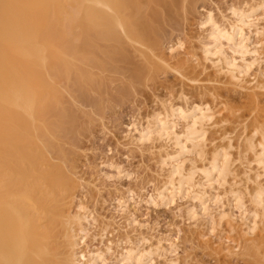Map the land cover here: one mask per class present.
I'll list each match as a JSON object with an SVG mask.
<instances>
[{
	"label": "bare ground",
	"instance_id": "6f19581e",
	"mask_svg": "<svg viewBox=\"0 0 264 264\" xmlns=\"http://www.w3.org/2000/svg\"><path fill=\"white\" fill-rule=\"evenodd\" d=\"M167 1L0 0V264L106 263L103 249L101 250L98 246L96 249L82 247V244H86L88 226L92 225L90 219L94 223L96 218L90 217L89 211L81 205H77L76 210L72 209L74 181L66 175L67 171L60 169L59 165L52 160L53 157L49 155L51 154L49 148L54 145L51 143V137L55 136V129H52L50 125L53 124L51 122L48 124L44 117L52 112L53 108L56 109L53 107L55 103L52 99L58 100L56 91L50 82L64 77L65 74V77L69 78L70 74L68 75L67 72L71 71V67L76 70L71 73H77L75 78L77 77L81 82L89 76L88 70L83 68L85 64L83 59L92 63L90 65L87 62L88 65L95 66L97 64L96 62L94 65L97 61L95 58H99L100 68H98L101 69L102 62L109 58L107 54H118V56L117 54L109 55L111 59L122 54L123 57L126 56L128 51L126 53L124 44L127 42L133 45L132 48L136 52L142 51L145 55L147 53L145 51H148L149 54L152 50L149 47V52L146 42L150 43L152 40V43L154 42V39L149 36V34H154V32L151 34V29H154V24L151 23H154L153 19L160 15L159 10L155 11L157 6L156 8L151 7L155 6V3L161 6L175 3V0ZM142 2L146 5L148 3L150 9H147L148 5H144L143 9ZM151 3L153 6H150ZM228 9L229 15L222 14L221 20L217 19L213 10H208L199 18L197 26L203 36L196 39L200 42L201 59L194 47H189L190 49L186 52L178 53L184 55H182L184 59L180 57L177 65L181 70L178 69L179 77L182 78L183 84L196 88L194 90L197 94L195 91L194 93L199 97L198 100H190L192 102L188 105L187 101L185 103L187 106L162 103L163 111L152 112L141 125L132 124L135 133H132L130 127L129 135L131 142L137 147L147 144L148 148L153 149L154 147V150L161 153L158 154L160 155L159 165L163 169L166 167V175L163 177L162 184L157 189L155 188V194H147V201L151 203L157 201V203L168 205L176 199L185 200L186 204L189 202L190 205H187V208L183 210L185 213H182L186 214L185 217L187 216L189 220H203L210 231L214 230L216 225L225 224L229 231L235 234L236 228L240 227L237 230L238 236H236L237 232L235 236L238 237L239 242L237 243L241 253L243 255L255 253L257 257L261 254L263 257L264 112L256 103L258 99L254 97L256 91L253 89L264 90V67L260 68L252 79H247V77L251 76L250 71L253 65L262 61L259 60L263 51L260 52L259 49L264 47V24L261 25V20H264V0L245 7L231 5ZM259 11L262 13L259 14ZM75 31H78L79 37ZM256 35L260 39L253 42L252 37ZM94 38L97 41H104L105 47H102L103 42L99 45ZM77 39L81 44L76 43ZM92 42L100 46L99 51L103 48L102 56H98L102 50L100 52L96 50ZM153 44L155 45V42ZM181 45H183L182 42L170 48V53H173L175 48L177 50L182 47ZM91 46L99 52L97 56ZM154 47L156 48L153 46L152 49ZM87 52L92 58L95 56L93 62H91L93 60L91 57L89 59ZM260 53L262 55L259 57ZM129 54L132 55L131 51ZM129 54L128 59L131 57ZM78 56L82 58L81 62L84 64L78 60L80 59ZM75 58H77L76 63L78 61L82 64L81 68L73 62ZM110 58L108 60L110 62L104 63L103 68L108 65L111 69L115 65L117 67L118 61ZM157 58L156 60L162 63H159L160 66L165 64L163 66L166 67L170 64L169 60L161 55ZM181 59L183 62H180ZM202 59L204 62L200 61ZM111 61L115 63L114 66ZM206 63H209V66ZM147 65L153 64L144 66L147 67ZM209 67L212 68L213 76L208 73ZM141 69H135V76L133 74L130 77H135V81L138 78L141 79ZM62 71H64L62 76L59 74L58 76L61 77L56 76L54 79L56 72ZM219 76L226 80L227 85L244 90L249 94L248 96L256 99L249 104L248 112H251L249 115H252L254 124L251 126L249 124L252 121L251 123L246 121L250 126V129H247V124H245L248 131L245 130L244 124H240L244 127L245 135L241 137L240 145L243 150L240 153L243 157L239 159L245 163L248 153L252 154L248 162L246 161L247 166L242 172L249 186L245 182L243 186L237 183V173L231 167L234 160L229 148H232L234 143L228 135L230 133H227L230 125L225 131V125L227 126L231 121L234 123L236 117L241 120L242 115H236L237 110L233 112L230 109L232 106L227 107V111L231 110L230 113L223 115V112L216 110L220 106H215V108L212 104L215 105L218 101L214 100L216 96L212 93L216 87L211 84L214 83L216 77L220 78ZM90 77H87L89 81L93 76ZM218 78L216 83H218ZM78 80L76 82L79 84ZM80 89L83 91V88ZM256 96L258 98V95ZM246 99L249 101L251 98ZM251 105H253L252 108ZM239 120L237 119L235 123H241ZM219 129L224 131L220 133V141L217 134L214 135ZM49 141L53 145L49 144ZM155 141L158 142L157 145L153 143ZM57 144L53 147L58 148L59 144ZM164 145H170L171 151ZM54 150L57 155L61 153V150L57 151L56 147ZM192 153L195 154L193 159L198 157L201 160L200 165L194 163L196 159L191 161L187 157V154ZM240 160L238 161L241 162ZM220 189L223 191L218 193L217 190ZM246 196H248V201H246ZM127 199L131 200L132 196L118 200L117 207H115L117 211L126 210ZM248 202L251 208L247 207ZM182 204L184 207L185 203ZM226 205L237 209L238 213H233V208L230 211ZM130 218V221H126V226L129 227L137 223L133 216ZM140 225L141 223L138 227ZM107 226L105 225L103 230ZM142 239L146 240L144 237ZM127 241H130L128 236ZM112 243L108 240L107 245L105 244V252L112 250ZM234 247L236 246L228 244L227 248L221 246L217 248L221 250L220 252L224 251L222 253L230 256L236 251L232 252ZM144 248L130 241L129 245H121L116 249L113 258L121 264H150L152 255L155 253L159 255L160 250L158 247Z\"/></svg>",
	"mask_w": 264,
	"mask_h": 264
},
{
	"label": "rangeland",
	"instance_id": "374dc122",
	"mask_svg": "<svg viewBox=\"0 0 264 264\" xmlns=\"http://www.w3.org/2000/svg\"><path fill=\"white\" fill-rule=\"evenodd\" d=\"M259 1L260 0H175V3H173V5L167 3V5L162 6L160 4L158 5L157 3H155V6H153V3H151L152 5L150 6H153L151 8H156L157 6V9L153 10L160 11V13L157 12L160 15L157 14L158 16L155 17L156 19H153L154 23L151 19V24H154V29H151V34L153 32L154 34H152L153 36L149 34V36L154 39L155 45L153 44L154 42L152 43L153 40H150V43L146 42V44L148 45L147 49L149 50L150 47V50H152L151 52L149 50L151 55H149L150 53L148 54V51L145 50L144 51L147 52L145 54L146 56L142 51L136 52V50L132 48L133 45L127 42L124 44L126 45V53L128 51V53L125 54L126 56L123 57L122 52H120L122 55H120L119 53L120 56H115L116 58H114L118 61L117 64L119 66L117 65L116 67L115 63L111 61L112 65H115L114 67H112L113 69H111L108 64V66H105L106 68H103V66L105 65L104 63L110 62L108 61L110 58L109 55L114 56L117 53H114V55L107 54L109 58L106 61L104 60L105 58L103 59L101 57L104 60L102 62L103 69H99V58H95L97 60L94 62V65L97 62L95 66H90L92 63L90 64L89 61H87L88 64H90L88 65L84 59L83 61L85 62V64L82 63V56L79 55L81 57L78 56L80 58L78 60H80V62L84 64L83 68L86 69V71L88 70L89 76L87 77H90V74H92L93 76H91L92 78L90 77V81L87 77H85L84 80L81 81L80 79L81 82H79L78 78H75V76H77V73H71V71L75 70L71 67V71L67 72L68 75L70 74L69 78L65 77L66 74L63 75L64 77H61L64 71L56 72L54 79L56 76L58 78H61L58 80L55 79L54 81H52L53 83L50 82L51 86L56 91L58 100L56 101L52 99V102L55 103L53 104V107H55L56 109L54 110L53 108L52 112L47 113L48 115H45L44 120L48 124H50V122L51 124H53L50 126L53 130L55 129V133H53L56 138L55 136L51 137V143H54V145L58 143L59 145H57L58 148L60 147L59 149L61 150V153H58L57 155L54 150L55 147L56 150L58 149L57 146L53 147L54 145L49 141V144L53 145L49 148V152L51 153L49 155L53 157L52 160H54L59 165L60 169H64L67 171L66 175H69L70 179L74 181V198L72 199L73 203L71 204L72 209L74 210L77 205H81L89 211L88 213L90 214V217L94 216L96 218V221L94 223L90 219L92 225L88 226V235L85 240L86 244H82V247H88L87 249H96L98 246L101 250L103 249L104 257L106 258V263L104 264H121L115 261V259L113 258L115 255V251L121 245H129L130 241L142 248H159L160 254H153L150 260V264H174L175 262H178L179 264H264V260H262L264 259V255L262 257L261 254H258L257 257V254L255 255L254 253L253 255L249 254V257L247 253H245L244 255L241 253L240 247H238L237 243L239 242L238 237H236L238 236L237 230H239L240 227L236 228V236V232L235 234L233 231V233H231L229 231V228L225 224L219 226L216 225L217 227L215 226V229L210 231L206 228L207 226L204 224L203 220L198 219L192 221L189 220L187 216L185 217L186 214H183L182 212H184V208H187V205H190L189 202H187L186 204L185 200L180 201L176 199L174 202L168 205H164L159 202L157 203V201L152 203L150 201H147V194H155V190L157 189V187L162 184L164 179L163 177L166 175V167H164L165 169H163L162 166L159 165L158 161L160 160V155L158 154L161 153L157 152V150H154V147L153 149L152 147L148 148L149 145L147 144H143L144 146L146 145L145 147L138 146V148L133 144V142H131V138L129 135L130 127L132 133H135L133 130L134 126H132V124H137L136 126H138V124L141 125L145 123L146 117L152 112L163 111L162 103L165 105L166 103H177L182 105L188 101V103H186L188 105L192 102H190V100H198L199 97L196 95L197 91L194 90L196 88H194L192 85L189 86L182 83V78L179 77L180 74L178 73L180 67L178 68L177 65L180 57L183 58V54L178 53L186 52L190 49L189 47H194L199 58H202L200 57L201 50L200 42L198 41V39L201 38L203 34L197 26L199 18H201L203 14H205L208 10H213L217 19L221 20L222 17L220 16L222 14L224 16L229 15V6L234 5L236 7H245L249 4L252 5ZM167 2H170V0H168ZM142 5L143 9L144 5H148L147 9H150L148 3L147 5L145 3H143ZM258 13L260 14L262 13V11H259ZM167 14L169 15V18ZM165 17H167L168 19H166ZM262 24H264V20H261V25ZM75 32L77 35L78 31ZM258 39H260V37L258 38L257 35L255 37H252V41L254 40L253 42L257 41ZM96 41L95 43L98 42L99 45H101L103 42L102 47L105 45V42L102 40H99L100 42ZM77 42L80 41L77 39L76 43ZM181 42L183 43V45H181L182 47H180L181 49L177 47V50L175 48L173 50V53H170V48L176 47ZM79 44H81V42L78 43V45ZM92 45L93 47L95 46L96 50L98 49L99 51L98 47L100 46L98 44H96L97 46L94 43ZM151 45L156 46V48L154 47V49H152L153 46ZM96 50L95 48L93 49L94 52H96ZM261 50L263 52H261ZM100 51V54L98 56H102L104 53L103 48L100 49ZM124 51L125 49L123 50V52ZM130 51L132 55L129 54ZM259 51L264 55V47L263 49L260 48ZM97 52L95 53L96 56ZM140 53H142V56L140 55ZM261 53L259 54V57L260 55H262ZM86 54L89 55L88 52ZM128 54L131 55L129 59L127 56ZM157 54L163 56V58L165 59L167 58V60H169L168 62L172 65L170 66L169 64L164 67L163 65L165 64H163L162 66H160V61L156 60L158 59ZM262 56L259 60L262 61L257 62L253 65L250 71V74L251 72L252 74L251 76L247 77V79H252L254 76H256L259 69H262L264 67V56ZM90 57L91 56L89 55V59ZM103 57H105V55ZM146 58L148 59L146 60ZM76 59L77 58H75L73 62H75ZM95 59L91 60V62H93ZM102 59H100V61H102ZM183 59H181L180 62ZM144 61L147 63H145ZM200 61L204 62L203 59ZM78 63L79 62L77 61L76 64L78 67H80V65L82 64ZM86 64L88 66H86ZM146 64L153 65H147L146 67L144 66ZM208 64L209 63H206V65ZM168 66L169 68H167ZM140 67H143V70ZM137 68L141 69L142 78H138L135 81V77H131L134 74L135 69L137 70ZM208 73L212 74L213 76L211 67L208 68ZM59 74L61 76H58ZM95 76L97 78H95ZM133 76H135V74ZM199 76L203 77L204 75ZM217 78L218 77L215 78L214 83H210L211 86L214 84L216 87L214 88L215 90H213L217 93L219 92L218 95L211 89L213 91L212 93H215V96L217 97H215L214 100L218 101H214L215 105L214 103H212L213 106H220L215 108L216 110H220L221 112H223V115L228 112L230 113V109H232L233 112L236 109L237 111H235V114L237 112L236 115H242V118H244L242 121V118L238 116L241 118V120H239V118L237 117L236 120L238 119L239 121H241V123L237 124L238 122L235 123V120L233 121L234 123H232L231 121L229 124H227V126L225 125V131L228 129L227 133H230L228 135L232 138V142L234 143L232 145V148H229L234 160L231 164V167H233L234 172L237 173L236 180L238 185L243 186V182H245V179L243 178L244 176L242 172H244L243 170L247 166L246 161L248 162V159L252 157V154L249 152L248 155L250 157H248L247 155V158H244L246 160L245 163H243L239 159V157H243L242 153H240L243 150L240 145L242 139L241 137L245 135V132H243L244 127L245 130L250 127L248 126L246 121H249V123H251L252 121V123L249 124L251 126L254 124V121L251 117L252 115H249L251 112L248 113L250 107L249 104H251V101L253 102V100L258 99V101L255 102L258 103L259 108L264 112V90L254 88L253 91L255 90L257 94L256 92H254V97H256V99H252V97L248 96L249 94L246 91L244 92V90H238L231 87L230 85H227L224 78H218V83H216ZM77 80L82 86L76 82ZM211 86L209 88H211ZM80 88H83V91ZM181 88H187L184 90L185 92L187 91V94H185L184 91L181 92V90H183ZM190 91L191 93L193 92V95H191ZM194 91L196 92V94L194 93ZM181 95L183 98L181 97ZM186 95H188L187 98H185ZM256 95H258V98ZM247 97L251 99L247 101ZM253 105H251V108ZM231 106L232 108L229 109L230 111H227ZM240 124H244V127H242ZM245 124H247V129ZM228 126L229 128H227ZM222 129L224 130V128ZM222 129H219L220 131L218 130V133L216 132L214 134L215 136L217 134V136L219 137V141L220 133L224 132L222 131ZM53 138L54 140H52ZM216 142H218V140H216ZM153 143L157 145L158 142L155 141ZM51 147L53 149H51ZM166 147V149H169V151H171L170 145H167ZM239 147H241V149ZM59 149L57 151H59ZM52 150H54V153L52 152ZM62 152L64 153L62 154ZM52 153L54 154V156H52ZM56 155L58 158L55 157ZM194 155L195 154L193 153L187 154V157H189L191 161L196 159L194 163L200 165V163L202 162L199 161L201 160H199L198 157H194L193 159L192 157ZM238 160H240L241 162H239ZM186 164H188V162H186ZM69 176L67 177L69 178ZM240 178L242 181L240 180ZM245 184L248 185L246 182ZM242 186L237 187L241 188ZM234 187H236V185ZM217 191L218 193H221L223 190L220 189ZM130 196H132L133 200L127 199L125 203L126 212L117 211L115 207H117L118 200L123 198L126 199ZM245 198L247 199L246 201L249 200L248 196H246ZM178 202L180 204H178ZM183 202L185 203L184 207H182L184 205L182 204ZM246 204L247 207L251 208L249 202ZM226 206H224L226 210L229 209L230 211L233 210L232 212H235V214L238 213L237 209L228 206L227 209ZM131 216L136 219L137 223H135V225L132 224L129 227L126 226V221H130ZM139 222L141 223V225L138 227V224H140ZM105 225L108 226L107 228H105V230H103ZM127 236L130 237V241H127ZM143 237L146 240H143ZM123 238L126 239L124 240ZM118 239L121 240L118 241ZM108 240H111V242H113V251L110 250L108 252H105L104 248L107 245ZM202 240L204 241L202 242ZM118 243L119 245H117ZM228 244L231 246H236L234 247L235 249L232 248L234 249L232 250V252H234L235 250L237 251H235V253H232L233 255L230 254V256L226 255V253H222L224 251L220 252L221 250L218 249L220 246L222 248H227ZM246 254L248 256H246ZM259 255H261V258L259 257Z\"/></svg>",
	"mask_w": 264,
	"mask_h": 264
}]
</instances>
